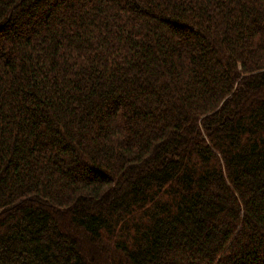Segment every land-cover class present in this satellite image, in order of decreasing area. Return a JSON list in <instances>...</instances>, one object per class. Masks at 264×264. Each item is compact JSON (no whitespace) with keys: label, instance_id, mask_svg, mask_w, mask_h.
Wrapping results in <instances>:
<instances>
[{"label":"trees","instance_id":"1","mask_svg":"<svg viewBox=\"0 0 264 264\" xmlns=\"http://www.w3.org/2000/svg\"><path fill=\"white\" fill-rule=\"evenodd\" d=\"M0 264H264V0H0Z\"/></svg>","mask_w":264,"mask_h":264}]
</instances>
